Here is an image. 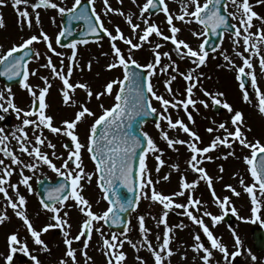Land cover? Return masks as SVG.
I'll use <instances>...</instances> for the list:
<instances>
[{
    "label": "snow or ice",
    "instance_id": "6c2138e0",
    "mask_svg": "<svg viewBox=\"0 0 264 264\" xmlns=\"http://www.w3.org/2000/svg\"><path fill=\"white\" fill-rule=\"evenodd\" d=\"M122 2V0H121ZM135 2V0H133ZM5 0H0V5H3ZM257 3L264 4V0H257ZM189 4L194 5V10L190 9L187 4L182 5L181 14L173 15L170 13V9L165 0H146V3L140 8L141 22L145 25L141 29V25L134 23L131 15L126 17V22L130 26L133 33L137 35L140 43H134L131 37H126L122 29L117 25L115 27V34L110 31L102 18L101 13L95 7V0H74L71 7H62L55 0H13V8L17 12V16L22 23L26 22L27 26L31 28L33 26L31 13L29 8L35 13L36 23H40V13L37 11L41 7L56 9L64 16L67 14L69 27L63 28L56 36V43H61L63 36L71 35L73 31V21H83L87 27V34H98L104 33L111 41V55L113 61L106 65L108 70L121 67L123 69V78L119 80H110L104 85V91L94 93L92 89L83 82L76 84L70 83V78L73 75L74 65L77 60V45L86 44L87 40H73L68 47L72 49V55L67 57L68 64L65 66V61L61 59V67L57 69L53 63L51 56L48 57L47 63L42 67L49 68L54 77H58L62 81V98L65 105L70 102L75 104L76 101L72 99L70 93H74L77 88L84 89L87 93L89 100L93 96L97 100H101L103 96H112L114 93V85L119 87V91L114 93V102L109 106L105 107L102 103L99 107L102 109V114L98 117L95 113L84 103L79 105L80 110L74 115V119L63 120V127L54 126V117L49 116L45 113V109L49 107L46 103V94L51 88L49 79L47 76H42L40 79L44 82V86H36L37 91L28 83L30 75H36L34 71H30L26 57L31 54L32 58L39 59L40 53L38 51H31V46L34 42H39L41 39L47 44V48L54 52L57 56H61V53L55 51L49 36L41 29L39 35H30L29 37L22 40L21 43H13L6 51L0 54V76H6L9 80L14 77H22L19 80L20 85L27 89L33 98L34 105L36 108L31 111H24L23 126L17 128L13 132L12 138H14L18 145L21 153H26L32 158V162L24 163L20 157L10 149L8 145L9 136L4 134V129L0 128V153L3 156L11 160V165L21 166L20 169V184L25 185L27 190L31 193L33 191L29 181L31 176L25 175L23 169L35 170L39 165H47L57 176L64 178V183H60L55 187H45L44 192L48 201H54L55 203H48L45 199L40 200V204L43 209L52 213L51 221L55 223H47L40 230H37L26 214V197L20 193L17 184H10L9 178L13 174V169L5 164L4 159H0V194H3V198L6 201L8 207H10L16 217L23 221L27 231L30 233L36 245L42 246L41 250L48 251L46 242L41 238L42 233H47L50 229L59 228L63 232V243L66 246L65 256L71 259L72 264H79L76 255V249L73 248L74 241H81L83 249V255L85 257V264L92 260V257L88 256L87 248L89 247V241L92 238L93 232H99L102 237V247L104 249V255L107 258V264H124L126 260V253L120 249L123 248L125 242L130 244L134 249L138 248L137 243L133 242L132 239L128 238V232L131 230L128 223L121 219L122 213H128L130 210L135 211L138 203L143 196L148 197L147 189H151L150 199L154 202H159L163 206L162 214L158 219V225H164V229L161 235L156 236V240L159 242V247H154L151 240L148 237L149 229L145 226V217L140 215L139 231L143 237L141 246H146L147 249L152 253L154 258V264H165L167 260L170 264V258L175 254L173 249L170 247L174 239V228L169 226L167 223V217L169 211L174 208L182 209L181 215L186 216L193 224L198 225L207 240L210 241V248L218 250L223 254L225 261L228 260L229 255L235 258L238 253L232 252L229 254L227 247L214 236L209 226L205 223L203 217H210L213 225H216L222 220L221 215H214L209 211H203L202 216L194 214L200 211V206L203 204L201 199L194 198L193 195H187L186 203H176L173 197L186 196V192L189 189H195L200 180L207 182L209 189L212 190V196L215 203L224 210L226 206L230 205V198L225 196L220 199L213 188V178L207 173L206 169L201 166L204 159L212 160L213 157L205 156L204 154L209 153L212 150L217 149L218 146L223 145L228 148L233 147L234 142H238L243 148L251 150L250 156H245L244 161L248 165V170L253 178L254 183L252 185H245L244 180L241 179L240 183L244 186V191L250 195L252 215L257 216L259 211L257 205L258 200L255 195V188L258 185L262 195H264V144L259 140L254 143L247 139L245 131L242 129L245 126L243 113L239 110H234L232 105L226 100L221 101L218 97L224 96V93L217 92L215 94L204 90V95L209 96L212 99L213 105H221L224 109H227L231 115V125L234 128L230 130L227 126V122L219 123L218 128L223 130L224 135H217L206 147H198L197 143L201 140L200 136L190 130V128L181 119L173 121L170 115H166L169 107L177 108L182 106L184 111L188 113V119L192 120V115L188 112L189 105L195 106L196 101L191 98L193 88L196 87V83H189L186 91L188 98L186 100H177L175 102L164 98L162 95H158L154 85L151 81V77L155 74V69L159 65L162 72H167L169 69L172 71H178L175 61L170 64L162 65L161 58L166 57L171 61L170 52L157 51L162 47L160 43H156L152 49L154 53V62H149L146 65L138 63L131 55L133 49H141L144 42L149 41V37L155 34L158 37H162L164 41H171L174 45V50L180 59H190L194 68L189 69L187 74L179 73L185 81H192L193 75L196 70L206 63L208 57V51L205 48L207 41L202 42L196 49L191 47L184 39L178 37V33L181 31L180 28L176 27L173 23L175 20H180L184 23H192L193 21L203 26L204 31L193 32V36H202L209 29L212 35H216L218 30L230 31L231 35L235 37L233 39V45L237 46L236 55L241 57L242 65H236L235 62L229 55L224 54L223 59L236 71V80L239 82V88L243 95V100L246 103L251 102V94L247 89L246 78H250V84L252 89L255 90L256 99L258 104L256 105L259 113L264 114V91L258 86L257 76L254 71L252 56H259L260 71L264 73V55H261L260 45H264V17H260L258 13L253 11L252 5L249 0H205L203 4L199 0H189ZM24 7L21 8L20 6ZM162 6V8H161ZM229 6L235 8V11H228ZM104 13H115L124 16V12L121 9H115L111 7L109 0H103ZM227 13L222 14L221 9ZM150 9L162 10L167 18L169 30L171 35H165L160 28L152 23L149 19L144 18L145 13ZM237 20V24H232L231 20ZM259 19L262 22V26L257 32L253 33L251 29L254 27L253 19ZM0 27H4L2 16H0ZM140 30V31H138ZM240 38L244 46V52L238 50L240 44ZM123 41L129 45V54L126 56L122 49L118 47L117 41ZM216 45L212 46V51L216 50ZM251 53V55L245 56L244 53ZM18 53H22L17 55ZM91 61L88 62V69L91 70ZM135 69L146 68L147 73L140 71H132L131 67ZM176 79L175 75H172L165 81L167 91L171 94L172 88L171 83ZM198 83V81H197ZM10 91V89H9ZM159 101L163 107V112L160 113L159 119L166 120L169 129H179L184 133L192 137V142L185 141L183 139H172L169 133L161 131V138L167 142V146L170 149H174L175 145L187 144L190 150L191 156L188 160V165L191 170L199 174V179L192 182H188L186 177L181 176L179 183V191L172 193V195H166L157 191L155 183L151 178L146 163L148 153H160L155 155L157 161L156 171H160V167L164 165L165 161L161 158L162 150L157 146L155 141L145 132L142 135H138L134 131V122H137V118H141L138 122L143 123V117L149 116L157 112V109L152 105V99ZM4 93L0 92V101H4ZM38 102V103H37ZM199 103L208 107V104L201 100ZM7 107L3 103H0V109L5 113L9 109H13L19 117L21 109L18 108L11 98L7 99ZM35 116L36 119H29V117ZM95 117L94 122L90 125V129L87 135V143H81L79 135L76 132L77 126L81 122H86V117ZM2 119V117H0ZM32 125L34 128L32 139L28 136L25 131V127ZM156 127L161 128V124L157 122ZM47 128L52 133L62 134L70 138L71 145L64 144L63 146L67 149V157L63 159L62 164L58 167L53 159L47 152L41 150V145H46L48 148L55 149L56 145L51 141L46 142V138L43 136V129ZM208 132H213L215 129L208 128ZM248 131H251L248 128ZM19 133V134H17ZM231 138V139H230ZM143 145V147H142ZM140 150L139 153L137 150ZM86 150L91 159L95 163V173L98 175V185L103 192V198L108 202V207L102 214H97L92 211V205L89 200L82 194L83 183L82 181L91 182L93 174L86 171L82 152ZM232 152L227 153L224 158L227 159L228 155H232ZM259 154V155H258ZM51 156H56L55 151L51 153ZM60 159L59 156H56ZM138 160V167L133 166V162ZM71 165V166H70ZM173 167H178L173 165ZM220 171L223 172L221 166ZM164 180H168L169 177L165 175ZM222 179V177H221ZM123 186L129 193L134 194V198L128 196H122L118 188ZM9 188L15 193V197L10 195ZM226 188L231 189L234 195L239 196L240 193L236 191L231 185H226ZM72 199L75 201V206L79 208V211L84 215V219L81 222L78 234L75 237L70 236L71 224L69 223L67 211L61 212L67 207L66 201ZM57 203L59 206H57ZM233 214L236 213V208L231 207ZM8 220L7 212H0V224H3ZM95 222V223H94ZM103 222V224H124L123 231L117 234H111L110 238L106 237L102 231V227H97L96 223ZM187 225L181 223L176 225V228H184ZM235 235V233H233ZM123 237V239H121ZM194 243L191 246L192 250L196 253L203 251V255L199 258L203 264H211L213 252L209 247L205 246L201 242V235L196 233L193 236ZM9 246V254L6 256V264H12L13 254L17 251L22 252L25 256H30V260L34 264H42L37 256L31 255L26 242L19 239L17 233L13 232L7 237ZM235 243L237 246L241 244L238 236H236ZM195 259V257H194ZM253 260L256 257H252ZM137 260L141 264H145L143 259L137 256ZM59 264H68V259L61 258Z\"/></svg>",
    "mask_w": 264,
    "mask_h": 264
},
{
    "label": "rangeland",
    "instance_id": "374dc122",
    "mask_svg": "<svg viewBox=\"0 0 264 264\" xmlns=\"http://www.w3.org/2000/svg\"><path fill=\"white\" fill-rule=\"evenodd\" d=\"M175 1L178 2L179 9L176 12ZM186 0H165L170 9V13L175 15L181 14L182 5L187 4ZM34 2V0H33ZM62 7H71L74 0H55ZM103 0H95V7L101 13L102 18L106 27L115 34V27L119 25L122 29L124 35L126 37H131L134 43H140L137 38V35L132 32L130 26L126 22V17L131 15L133 17L134 23H138L141 25V29L145 27V25L141 22L140 17V8L146 3V0H109L111 7L115 9H121L124 12V16L109 13L108 15H103L104 7L102 6ZM202 4L205 0H199ZM176 3V2H175ZM249 3L252 5L253 11L258 13L260 17H264V4L257 3V0H249ZM188 5V4H187ZM21 8L24 6L21 5ZM190 7V9H192ZM40 13V23H36L35 13L29 8V12L31 13L33 26L29 28L27 23H22L17 16L16 10L13 8V0H5L3 5H0V16L3 18L4 27H0V54L6 51L13 43L19 44L23 39L29 37L30 35H39L40 30L42 29L50 38L51 43L54 46V42L56 36L61 31V14L56 9L51 8H43L38 9ZM228 11H235V8L229 6ZM147 13H145V17L147 18ZM148 19V18H147ZM231 19V18H230ZM150 21L156 24L160 30L165 35H171L169 30V25L167 23V18L165 13L161 10L154 18H150ZM232 24H237V20H232ZM174 25L181 29L178 33V37L180 39H184L191 47L196 49L200 43L205 39V34L202 36H193L192 33L202 32L203 30L196 24L195 21L192 23H184L180 20L173 21ZM254 27L251 29L253 33L257 32L258 29L261 28L262 22L259 19H253ZM140 31V30H138ZM107 39V40H106ZM102 40V42L91 43L87 42L86 44H82L81 46H77V60L74 65L73 75L70 78V83L76 84L78 82L86 83L94 93L104 91V85L110 80H119L123 78L122 68L117 67L112 70H108L106 65L113 61V56L111 55V41L107 37ZM233 37L231 34H224L220 44L217 49L208 54L206 59V63L201 65L196 73L193 75L192 81H185L179 73H185L195 67L192 64L190 59H180V57L176 54L174 50V45H172L171 41H164L162 37H158L155 34H152L149 37L148 42H144L141 49H133L131 51L132 57L141 65H146L149 62H154V53L152 49L156 43H160L162 47L157 51L162 52H170L171 61L166 57L161 58V64L167 65L172 61H175V65L178 68V71H172L169 69L167 72H162L160 66L158 65L155 69V74L151 77L152 83L158 95L164 96V98L169 99L173 102L178 100H182L187 96L186 89L189 83H196V87L194 88L197 91L192 92L191 98L196 101L195 106H189L188 112L192 115V120L188 119V113L184 111L182 108V112L180 106L177 108L169 107L166 115H170L175 121L176 119H181L183 122L190 128L191 131L196 132L201 140L196 142L198 147H206L217 135L223 136V130L218 128L219 123L227 122L226 126L234 131L233 126L231 125V115L227 109L223 108V112L220 115L213 114L212 108V99L209 96L204 95V90L210 93L222 92L224 96L218 97L221 101H227L232 105L234 110H239L243 113L245 126L242 129L245 131L247 139L251 142H255L259 140L262 144H264V115L259 113L257 104L258 101L256 99L255 90H251V102L246 103L243 100L242 92L239 88V82L236 80V71L227 62L223 59V55H229L236 65H242L241 57L236 55L237 46L233 45ZM38 45L45 46L46 43L41 39L39 42H34ZM118 47L122 48L123 52L127 56L129 54V45L125 44L123 41L116 42ZM261 55H264V45H260ZM238 50L240 52H244V46L242 43V38H240V44L238 46ZM55 51L61 53V56H57L54 52H52L57 57L65 58V66L68 64L67 57L72 55V49L68 48L62 52H59L56 48ZM47 53V52H46ZM40 52V59H34V68L38 67V70L42 71L38 73V76L41 77L44 74V69H42V64L47 63L48 56L42 55ZM245 56L251 55V53H244ZM43 60V62H40ZM254 71L257 76L258 86L264 91V73L260 71L259 56H252ZM61 60L57 61V64H60ZM91 61V70L88 69V62ZM35 70L37 71V69ZM47 69V68H46ZM145 72L148 70L144 68ZM46 73V71H45ZM175 75L176 79L172 81L171 88L172 93L170 94L167 91L165 81L169 79L170 76ZM46 76L49 79V83L52 86H55V89L52 91L59 92L61 91L62 86L59 85V79L53 77L48 72ZM250 83V78H248ZM33 81V80H32ZM198 81V83H197ZM37 86L39 85V81L36 80L33 82ZM54 88V87H52ZM119 90L117 85H114V93ZM0 92L4 93L5 100L0 101L3 103L5 107H7V99L13 98L14 93L6 92L3 90L2 85L0 84ZM114 93L112 96L105 95L101 100H97L95 96L88 99L87 93L84 89L77 88L74 93H70L72 99L76 101L75 104L69 103L65 105L63 102L62 95H54L53 96V104L54 114L60 119H74V115L77 111L80 110L79 105L81 103L86 104L94 113L95 116L98 117L102 114V109L99 105L102 103L105 107H109L114 102ZM61 94V93H60ZM53 95V93H52ZM204 100L208 107H205L203 104L199 103V101ZM152 105L157 109L156 114L159 116L160 113L163 112V107L159 101H156L154 98L152 99ZM222 106V104H221ZM223 107V106H222ZM95 117L88 116L86 117V122H81L77 126V130L81 132V134L88 135L90 125L94 122ZM161 128H157L155 131L149 133V136L155 141L158 142L157 134L160 137L159 144L162 145V154L161 158L165 161L164 165L160 167V171H156V165L152 164L149 161L148 170L150 175H152V179L156 181L155 187L157 191L162 192L163 194H172L176 191H179V183L181 176L186 177L188 182H192L194 180L199 179V174L195 173L191 170L188 165V160L190 159L191 153L187 147V144L184 145H175L174 149H170L167 146V142L161 138V131H166L169 133L170 138L172 139H183L188 142H192V137L188 134L180 131L179 129H169L167 126L166 120H160ZM14 125L18 126V122ZM208 128H213L215 131L208 132ZM248 128L251 131H248ZM13 133V132H12ZM10 132V134H12ZM18 134V133H17ZM154 136V137H153ZM157 138V139H156ZM231 139V138H230ZM157 144V143H156ZM165 149V150H164ZM248 148H243L238 142L233 143L232 148L225 147L220 145L217 149L210 151L209 153L204 154L205 156L213 157L212 160L204 159L201 166L204 167L207 173L213 178V188L215 190L216 195L223 199L225 196L230 198V205L226 206L224 210L215 203L212 190L209 189L207 182L204 180H200L195 189H189L186 192V196H176L174 197L177 200V203H186L187 195H193L194 198L201 199L203 204L200 206V211L196 212L194 209V214L197 216H202L203 211H209L214 215H223L224 212L229 213L234 216L233 221L229 226L223 225V222H219L216 225H213L210 217H203L205 223L209 226L210 230L213 232L214 236L217 237L221 242L227 247L229 254L232 252H237L238 255L233 258L229 255L227 261H225L223 254L218 250L210 248V241L207 240V237L204 236L202 229L199 228L198 225L193 224L186 216L181 215L182 209L174 208L169 211V215L167 217V223L169 226L174 228V239L170 245V247L174 251V255L170 258V264H203L202 260L199 258L203 255V251L199 254L192 250V245L194 243L193 236L196 233L201 235V239L204 238V243L208 244L207 247L213 252V257L211 260V264H264V253L255 254L253 249L251 248L249 233L251 228L254 226H258L264 229V195L261 194L258 186L255 188V195L258 200V213L257 216L254 217L251 212V208L253 207L251 203V197L244 191V186L241 185L240 180L243 179L245 185H252L254 183L253 178L248 170V165L244 161L245 156L251 155V150ZM247 150V151H246ZM232 152V155H228L227 159L224 156ZM150 154V153H148ZM1 159V158H0ZM173 165H177L178 167H173ZM221 166L223 167V172L220 171ZM89 173H92L91 170H86ZM167 175L169 177L168 180H164L163 177ZM222 177V179H221ZM94 178V175H93ZM226 185H231L236 189L237 192L240 193L239 196L233 194L231 189L226 188ZM148 192L149 198H144L143 196L139 202V208L134 215H132L131 222L129 224L130 232L128 233V238L131 236L135 237L134 242L137 243L138 248L134 249L127 242L124 243L123 248L120 249L126 253V260L124 264H141L140 261L137 260V256L142 258V255L145 256V264H154V258L152 253L147 249L146 246H141L143 238L137 237L136 230H139V221L138 217L143 215L145 217V226L150 230L148 233V237L151 240L154 247H159V242L156 240L157 235L162 236V232L164 229V225H158V219L163 211V206L159 202H154L150 199L151 189L146 190ZM86 192L89 194L88 200L92 207L95 210V213L102 214L103 211L106 210L104 205L102 196L100 191L96 187L92 188L91 186H86ZM23 195L26 197L27 205H26V214L28 217L34 221V227L36 229H41V223L46 219L51 218L52 214L43 213L40 209V206L36 204L34 194L29 191H24ZM1 196V194H0ZM33 201V203H32ZM236 208V213L233 214L231 211V207ZM2 205L0 211H7L8 218L11 217V214L16 216L14 211ZM72 210L69 211L68 220L71 224L70 234L72 233V221L76 219V214L79 213V208L75 206V203L72 204ZM85 217H83L84 219ZM13 223V222H12ZM6 220L3 224H0V261L4 259V255L9 253V246L7 242V237L15 232L18 234L19 239L23 242H28L24 235L27 233V229L25 230L21 226V222L13 223ZM187 225L184 228H176V225L179 224ZM254 223V224H253ZM18 227V229L15 227ZM79 225V224H78ZM97 226V223H96ZM18 230H20L24 235H22ZM75 231V228H74ZM55 232V230H54ZM140 233V232H139ZM235 233V235H233ZM141 235V234H140ZM236 236L239 237L241 244L239 246L236 245L235 240ZM33 240V238H30ZM63 232L59 234H52V240H50L47 244L48 252L51 253L52 258L48 261L47 264H59V260L61 258L68 259V264H72L71 259L65 256L66 248L63 246ZM123 239V237H121ZM132 240L134 238H131ZM83 241V240H82ZM81 241V244H82ZM100 236L98 232H93L92 238L89 241V247L87 250H90V253H87L88 256L92 257L91 261H88L87 264H107V258L104 255V249L102 247V242H100ZM95 243L96 247L92 246ZM31 255H35V250L32 249V245H27ZM82 247V248H81ZM81 247L73 248L76 250L83 249V244ZM79 248V249H78ZM96 249V250H93ZM21 253L20 251H17ZM46 252V251H45ZM96 252L98 255L100 262L98 259L92 255V253ZM256 257L255 260L252 257ZM79 257V256H78ZM195 257V259H194ZM79 264H85V257L82 259H78ZM58 262V263H57ZM2 264V263H0ZM165 264H169L166 260Z\"/></svg>",
    "mask_w": 264,
    "mask_h": 264
},
{
    "label": "flooded vegetation",
    "instance_id": "af4514ba",
    "mask_svg": "<svg viewBox=\"0 0 264 264\" xmlns=\"http://www.w3.org/2000/svg\"><path fill=\"white\" fill-rule=\"evenodd\" d=\"M46 100H47V96H46ZM17 105L21 106V110H22L19 117L17 116L16 112H14V111L6 112V113L4 112L5 115L8 116L10 119H8V121L6 119H3V120L0 119V128H3L4 134L9 136L8 145H9L10 149L12 151H14L20 157V159L22 161H24V163H29V162H32V158L29 157L26 153H21L19 151V145H18L17 141L14 138H12V135L10 134V132L11 133L15 132L17 130V128L23 126V123H22L23 119H24L23 112L24 111H31L28 108L27 102H21L20 104H17ZM48 105H49V107L47 109H45V113L49 116L54 117V121H53L54 126L63 127L62 121L68 120V119H66V118L60 119L59 117H57L54 114V110L51 109V105L50 104H48ZM15 117H18V118L15 119ZM35 118H36L35 116L29 117V119H35ZM17 122H18V126L14 125ZM25 131L28 133V136L32 139V141L34 143V136H33L34 128H33V126L32 125L26 126ZM43 136L46 138V142L51 141L53 144L56 145V148L51 149V148H48L46 145H41L40 146L41 150L44 152H47L50 155V158L53 159V162L59 167L62 164L63 159H65L67 157V149L63 145L66 144V142L68 140H70V138L66 137L62 134L58 135V134L52 133L47 128L43 129ZM79 139H80V142L83 143V137L80 134H79ZM53 151H55L56 156H59L60 159H57L56 156H51V153ZM86 153L87 152L85 150L82 152L83 163H84L85 169L87 166V163L85 160L87 158ZM0 155L5 160V164L9 165L13 169V174L9 178V183L10 184H17L18 190L20 191L21 194H23L24 191H28L27 188L25 187V185L19 183V181L21 179V177H20L21 166L11 165V160L9 158L4 157L3 153H0ZM90 163L92 164V162H89V164ZM92 166H93V164H92ZM23 171H24L25 175L32 177L31 180L29 181V183L32 186V189H33L32 192L34 194L35 201L38 204H40V201H39L38 197L36 196L37 195L36 190L38 188V185H40L42 182H46V181L49 183H53V182L58 181L60 179V176H57V174L54 171H52L47 165H43V164L39 165L38 168L35 169L34 171L29 170L27 168H24ZM0 174H2V173H0ZM82 183L84 184L85 181H82ZM9 193L13 197H15V193L11 190V188H9ZM69 202H70V200L66 201L67 207L62 210L61 215H63V211H67L69 213V210H70ZM1 205H4L8 209H10L8 212H10L12 210L10 207L7 206L6 201L3 198V194H1V196H0V207H1ZM57 206H59L58 203H57ZM40 209L43 213L47 212L48 214H52L51 212H48L47 210L43 209L42 206H40ZM0 212H2V211H0ZM49 222L55 223L54 221H51V218H49L48 220L45 219L41 223V228ZM74 228H75V233L78 234L79 229H80V225H74ZM37 230H39V229H37ZM54 230H55L54 233H56V234H59L62 232L61 229H59V228H55V229H53V231ZM51 235H52V229H50L47 233H42L41 238L46 242V244H48V242L50 240H52ZM74 245H75V247H81L82 244L80 243V241H75ZM82 253H83V251L79 250L78 256ZM35 255L39 256L42 264H47L48 261H50V259L52 258V255L50 252H48V251L45 252L43 250H37ZM14 258L18 262H31L30 258H28L26 256H22V255H16Z\"/></svg>",
    "mask_w": 264,
    "mask_h": 264
},
{
    "label": "water",
    "instance_id": "95a60500",
    "mask_svg": "<svg viewBox=\"0 0 264 264\" xmlns=\"http://www.w3.org/2000/svg\"><path fill=\"white\" fill-rule=\"evenodd\" d=\"M222 14L223 11H222ZM62 22H63V25L62 27L63 28H67L69 27V22H68V19H67V14H65L63 17H62ZM78 25H81L82 29L80 32H78L77 35H73V31L74 29L78 26ZM72 26H73V31H72V34L71 35H65L61 38V40H85V39H99V38H103V35L104 33H98V34H87L85 35V32L87 31V27L85 25V23L83 21H73L72 22ZM222 30H218L217 31V34L216 35H212L211 33V30L209 29L206 34L208 36V39H207V43L205 44V48L206 50H212V46L213 45H216L218 44V42L220 41V38L222 36ZM230 32V31H229ZM132 69V68H130ZM0 70H2V66H0ZM141 72V71H140ZM21 79V77H14L13 79L9 80L6 76H0V81L4 82L5 85L7 87H9L10 85H13V84H18L19 83V80ZM141 118H137V122H134V131L136 134L140 135L139 134V126L141 123H139L138 121L140 120ZM146 119L148 120L149 119V116H146L145 118H143V122L146 121ZM156 119V118H155ZM154 118H150V120L152 121H155ZM143 147V145H142ZM139 149L137 150V152L139 153ZM133 166H134V170L136 167H138V160L134 161L133 162ZM118 191L119 193L122 195V196H128V197H132L134 198V194L133 193H129L127 191L126 188H124L123 186H120L118 188ZM132 212L131 210L128 212V213H122L121 214V219L123 221L126 222L127 220V217H128V214ZM229 221V220H227ZM110 229H121L122 228V225L124 226V224H119V225H116V224H112V223H108L106 224ZM252 243H253V247L255 249L256 252H262L264 251V233L262 231H259V230H254L253 233H252Z\"/></svg>",
    "mask_w": 264,
    "mask_h": 264
}]
</instances>
